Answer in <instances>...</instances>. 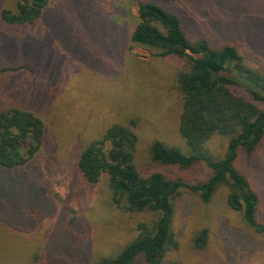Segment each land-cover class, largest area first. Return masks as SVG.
<instances>
[{"label":"rangeland","instance_id":"374dc122","mask_svg":"<svg viewBox=\"0 0 264 264\" xmlns=\"http://www.w3.org/2000/svg\"><path fill=\"white\" fill-rule=\"evenodd\" d=\"M139 3L176 15L190 42L235 46L264 72V0H49L34 25L10 26L0 16V68L8 69L0 74V113L19 109L44 124L43 143L31 161L0 167V250L9 254V264H30L27 255L39 250L52 258L72 255L73 264H99L137 236V224L151 219L120 211L105 174L92 188L79 174L82 151L114 125L135 123L140 175L159 171L188 183L209 175L203 164L186 170L149 166L155 140L186 153L173 82L185 65L130 43ZM4 10L14 11L15 0H0V15ZM222 74L236 76L232 69ZM226 142L215 136L205 151L221 158ZM236 168L259 195L257 221L264 227V151L241 155ZM227 195L222 187L205 204L181 194L172 223L177 249L161 264H264V229H250L229 208ZM74 216L79 219L68 224ZM202 230L208 231L207 245L195 250L194 235Z\"/></svg>","mask_w":264,"mask_h":264},{"label":"trees","instance_id":"16d2710c","mask_svg":"<svg viewBox=\"0 0 264 264\" xmlns=\"http://www.w3.org/2000/svg\"><path fill=\"white\" fill-rule=\"evenodd\" d=\"M48 3L49 0H15V10L2 11L1 20L10 26L34 25ZM137 14L130 43L157 58L174 57L185 65L175 73L173 82L180 99L178 134L184 140L186 153L155 140L148 148L149 166L186 170L203 164L209 175L197 183L159 171L140 175L134 163L138 141L133 131L135 123L110 127L80 154L79 174L89 188L105 174L111 201L120 211L149 213L152 217L137 224V236L119 253L102 258L99 264H161L168 251L177 249L172 223L176 202L183 192L206 204L218 189L226 187L229 208L239 212L250 229H264L257 221L259 195L236 168L241 155L264 151V72L246 62L235 46H215L206 39L190 42L179 18L157 5L139 3ZM231 69L236 76L222 74ZM6 71L0 68V74ZM212 71L218 79L210 84ZM206 85L207 89L201 88ZM215 136L227 140L225 152L218 159L211 158L204 148ZM43 137L44 124L32 113L19 109L1 112L0 167L15 169L27 164L40 150ZM62 208L71 214L63 201ZM78 219L74 216L67 223L71 225ZM193 242L195 250L204 249L208 231H199ZM27 256L30 264L74 263V256L69 254L52 258L39 250ZM9 258L5 249L0 250V264H9Z\"/></svg>","mask_w":264,"mask_h":264},{"label":"water","instance_id":"95a60500","mask_svg":"<svg viewBox=\"0 0 264 264\" xmlns=\"http://www.w3.org/2000/svg\"><path fill=\"white\" fill-rule=\"evenodd\" d=\"M218 79V75L215 72H211L210 84L214 83ZM209 86H201L202 89H207Z\"/></svg>","mask_w":264,"mask_h":264}]
</instances>
